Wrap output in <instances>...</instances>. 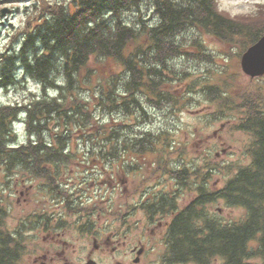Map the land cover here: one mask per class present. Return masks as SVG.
<instances>
[{"label":"trees","instance_id":"obj_1","mask_svg":"<svg viewBox=\"0 0 264 264\" xmlns=\"http://www.w3.org/2000/svg\"><path fill=\"white\" fill-rule=\"evenodd\" d=\"M215 1L36 0L29 6V18L0 51L1 90L28 87L30 81L39 87L21 100L0 101V264H16L26 252L25 232L5 225L8 194L22 179L29 190H38L44 205L62 201L64 209L80 213L86 206L82 198L93 196H81L83 188L65 184L73 182L67 177L71 164L107 171L109 183L108 175L114 179L142 168L139 160H146V153L159 151L154 158L162 160L163 152L174 151L172 144L178 142L167 128L155 131L144 124L152 110L168 116L190 101L193 88L171 89L188 74L172 67L173 61L183 55L210 59L194 36L190 48L198 52L188 50L184 34L230 38L243 50L264 34V14L239 21L221 13ZM203 89L208 101L237 108L225 86L216 89L207 82ZM250 94L241 96L243 114L237 125L252 136L250 161L235 166L215 189L204 180L214 164L206 172L194 164L176 168L177 191L191 176L195 187V196L177 216V252L184 260H264V99ZM17 124L23 126L24 139ZM198 173L202 178L196 181ZM92 180L97 179L80 183ZM219 198L241 208V216L222 221L206 212V204ZM38 212L50 213L43 208Z\"/></svg>","mask_w":264,"mask_h":264},{"label":"rangeland","instance_id":"obj_2","mask_svg":"<svg viewBox=\"0 0 264 264\" xmlns=\"http://www.w3.org/2000/svg\"><path fill=\"white\" fill-rule=\"evenodd\" d=\"M35 1L36 0H0V11L2 9L7 10L3 16H0V51L8 45L9 39L13 33L20 29L27 21L30 15L26 12L31 9L29 6ZM57 1L66 2L67 0ZM215 5L224 15L244 22L254 21L256 17L264 14V0H216ZM223 5H227L228 7H222ZM143 10L145 11L146 9L144 8ZM148 17L151 16L149 15ZM184 35L186 39L183 41L189 44L188 50L192 51V53L196 52V50L190 48V40L191 37L194 36L195 40L204 45L205 51L210 54V59H202V61L200 59H195V56L192 57L193 55H183V57L173 61V64L171 63L172 67L178 72L183 69L187 71L188 74L184 78L182 76L181 81L177 80L172 83L171 89L178 93L184 91L187 87L193 88L192 91H190L191 93H189L190 101L187 106L169 113L168 116L159 110V112L152 110L153 114H149L151 117L149 123L144 125L146 129L155 131L161 128H167L169 130V137H172L175 142H178V144H172V149L174 151H168L169 153L163 152V154H165L163 157L165 161H162V164L168 165L170 162H172L173 165L175 163L189 166L194 164L198 166V169L203 168L205 172L206 169L209 170L208 167L211 163L214 164L215 168L212 169V174L209 176L206 172L204 180H206L209 189H215L221 187L225 180L235 172L237 169L235 166L247 164L250 161L247 150L252 136L248 131L237 126L239 124L238 119L243 114L242 111L240 112L238 105L241 103V96L250 94V92L254 94V96H252L255 99H264V74L250 77L241 70L240 56L245 49H241L240 44H235L230 38L226 39L228 41L221 40L204 32H189ZM117 68L118 66L115 70ZM206 81L215 85L216 89L217 87L223 88L225 86L227 92L234 97L230 99L237 103V108L233 109L229 107L227 109L221 103V105H218L216 100L213 102L208 101L205 93L207 89H203L204 85L207 83ZM25 85L28 87L20 88L16 86V88L8 89L7 91L0 89V101L21 100L28 93L39 89V87L31 81ZM209 92H212V90H209ZM216 94L217 92L214 95L216 96ZM216 97L218 98V96ZM219 108L221 109L219 110ZM149 124H151V126ZM17 130L20 139H24L25 136L21 124H17ZM178 147L180 148V153H178L177 149L175 150V148ZM145 155L148 157L146 160H142L146 163L141 168L140 175H137L138 178L134 180L130 177V180H127V185L121 184V179L127 177L125 174H119L118 178H114L115 180L113 183L110 181V178V186L106 179V175L108 174L107 171L100 174L96 167H86L78 163L71 164L67 177L73 182L66 183L64 181L65 184L70 187V189L75 187L83 188L84 191L79 194L81 196H93L92 198H82L85 200L86 206L80 208V213L70 212L64 209V203L62 201L49 200L44 205L39 200L40 195L38 194V190L35 188L29 190L28 184L24 183L22 179L14 190L11 192L9 191V212L5 219V225L11 230L17 229L25 232V240L23 237L22 240L29 249L31 243L37 242V240L41 241V236L43 235L42 231L38 234V231L42 230L39 223H44L43 219H39V217H42L41 215H44L38 212L40 208L46 209L50 212L49 215H53L57 219L53 221V218L50 217L49 220H51V223L67 228H73L74 223L72 222V216L74 214L91 215V218L95 219L98 215H106L112 210H114L115 213L123 212L124 201L131 200L127 199L129 193L138 188L142 180L146 183H150L151 181L149 182V179L151 177L159 176V172H157L158 169L155 167L154 170L153 164L159 163L161 159H155L152 157L153 155L151 153H146ZM173 175L174 174L168 173L167 177H173ZM92 178L97 180L95 182L92 180L91 183L87 184L80 183L82 179L88 181ZM200 178H202V176L198 173L194 177V180L199 181ZM68 181L70 182V180ZM185 181L184 186H182L177 193L178 207H182L195 196L192 176L190 179H185ZM155 183H157V181L150 184ZM6 192H8V190ZM37 194L38 196H36ZM93 206H95V208H92ZM205 210L209 214L216 215L217 218L221 220L224 218L237 219L242 214L241 208L227 206L220 198L211 203H207ZM132 213L137 215L143 212L137 210ZM45 220H47V218H45ZM97 224H103L102 217L99 218ZM77 229L83 230L84 227L80 226ZM62 238L67 239L69 244L71 243L70 245L75 252L72 258L74 257L75 259L77 256H84L92 245L91 239L89 240L84 234L79 235L78 233H73V231L69 229H66ZM57 247L59 248V245H57ZM95 254L97 255L98 261L110 262L113 259L110 256V252H106L103 255L99 253H94V255ZM31 258L32 257L27 258L25 253L20 263L30 264L32 262ZM210 261L212 260L210 259L208 262ZM250 262V264H264V260L258 257L252 258Z\"/></svg>","mask_w":264,"mask_h":264},{"label":"flooded vegetation","instance_id":"obj_3","mask_svg":"<svg viewBox=\"0 0 264 264\" xmlns=\"http://www.w3.org/2000/svg\"><path fill=\"white\" fill-rule=\"evenodd\" d=\"M159 154L161 153L156 152L152 154V157ZM163 155L165 156V154ZM162 161L165 159L153 164L154 170L157 167L159 176H148L151 177L150 183L154 181L157 183L150 184L142 180L141 185L129 193L127 199L131 200L124 201L123 212L115 213L112 210L106 215H98L95 219L91 218V215L74 214L72 216L73 228L51 223L50 217L53 218V221L57 220L53 215H41L42 217L39 219H43L44 223H39L42 230H39L38 234L42 231L43 235L41 241L37 240L38 243H41L34 242L31 243L29 249L27 246L25 248L27 258L32 257L30 264H209L210 262V264H224L223 260L219 261L220 258L215 256L211 258L210 262H193L179 257L177 252V216L178 212L185 208L191 200L182 207H178L175 173L178 164L173 165L170 162L165 165L162 164ZM141 162L142 164L146 163L142 160ZM137 169L139 171L133 173L132 170H129L125 174L127 177L121 179V184L127 185V180L129 181L130 177L133 180L137 179V175L141 173V167ZM168 173L174 174L173 177H167ZM108 177L114 182L111 176L108 175ZM137 210L143 213L137 215L132 213ZM100 217L103 218L102 225L97 224ZM80 226H83L84 229H77ZM66 229L79 235L84 234L89 240L91 239V247L84 256H80L81 258L79 256L76 259L72 258L75 253L73 247L67 239L62 238ZM106 252H110L112 261H98L97 255H94V253L103 255ZM22 256L24 254L20 256L19 260L17 259L16 264H21Z\"/></svg>","mask_w":264,"mask_h":264},{"label":"water","instance_id":"obj_4","mask_svg":"<svg viewBox=\"0 0 264 264\" xmlns=\"http://www.w3.org/2000/svg\"><path fill=\"white\" fill-rule=\"evenodd\" d=\"M6 11L2 9L0 16H3ZM240 67L250 77L264 74V34L242 52Z\"/></svg>","mask_w":264,"mask_h":264},{"label":"clouds","instance_id":"obj_5","mask_svg":"<svg viewBox=\"0 0 264 264\" xmlns=\"http://www.w3.org/2000/svg\"><path fill=\"white\" fill-rule=\"evenodd\" d=\"M222 7H228L227 5H223Z\"/></svg>","mask_w":264,"mask_h":264},{"label":"bare ground","instance_id":"obj_6","mask_svg":"<svg viewBox=\"0 0 264 264\" xmlns=\"http://www.w3.org/2000/svg\"><path fill=\"white\" fill-rule=\"evenodd\" d=\"M244 145V144H243Z\"/></svg>","mask_w":264,"mask_h":264}]
</instances>
